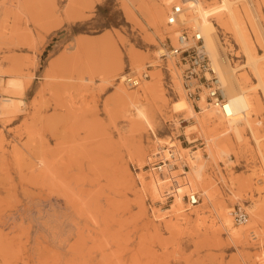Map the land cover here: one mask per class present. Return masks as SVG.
I'll use <instances>...</instances> for the list:
<instances>
[{
	"label": "rangeland",
	"instance_id": "obj_1",
	"mask_svg": "<svg viewBox=\"0 0 264 264\" xmlns=\"http://www.w3.org/2000/svg\"><path fill=\"white\" fill-rule=\"evenodd\" d=\"M17 1L0 0V80L27 82L24 110L0 114V264H264V94L256 88L260 107L249 112L254 134L245 125L241 140L225 134L213 154L198 131L189 134L196 140L187 141L186 126L193 117L173 109L181 96L186 98L180 68L175 57L159 56L160 49L170 50L176 43L177 27L165 23L173 1L184 6L199 2L206 12L219 0ZM254 2L264 20L260 0ZM158 5L164 17L155 26L150 13ZM211 15L204 18L214 22ZM216 33L224 46L231 44L230 62L242 63L230 34L217 25ZM250 37L262 53L254 33ZM130 53L139 56L138 67ZM95 61L100 67L90 68ZM109 65L116 69L114 79L105 76L107 69L105 74L100 70ZM132 71L149 77L129 88L120 75ZM154 82L157 88L137 102L143 115L116 97L118 86L132 93ZM4 92L0 87V98L10 95ZM56 96L64 105L69 101L57 113L52 109ZM47 100L51 102L44 108ZM164 147L188 163L185 170L178 165L167 173L184 181L180 203L173 187L166 190L171 196L151 188L156 175L151 154ZM192 151L204 165L209 197L200 186H186ZM190 191L202 197L187 210L185 194ZM237 204L247 213L243 223L233 218ZM254 206L262 210L261 217L252 213ZM178 208L183 214H176ZM224 214L244 235V246L226 230Z\"/></svg>",
	"mask_w": 264,
	"mask_h": 264
},
{
	"label": "bare ground",
	"instance_id": "obj_2",
	"mask_svg": "<svg viewBox=\"0 0 264 264\" xmlns=\"http://www.w3.org/2000/svg\"><path fill=\"white\" fill-rule=\"evenodd\" d=\"M239 1L240 0H219V4L214 3V4H211L210 6H208V8L205 9L206 12H204V10H202V8L199 6V2H194L191 5L184 6L182 1H173V2H180L182 5L183 12L180 15V19L183 21L184 25H188V27L195 29L203 37V42H204L205 49H206L207 54H208V58L210 61L211 68L218 74L219 78L221 79V82L224 85L225 93L230 99L229 108L226 110V112H223V113H220L217 110H214L212 107L208 106L205 103V101L203 100V98L200 100V103H201V105H200L201 106V110H200L201 113L200 114L196 113V111L193 109L190 102L186 98H184L183 96H181L179 101L174 103V108H173L174 111H176V112L184 111L185 112V118H187V119L193 117V123L191 125H189V127L186 126V128H188L185 131L187 141L191 143L194 140H196V138L190 137L189 134L194 132V131H198L200 134L204 135L205 139L207 140V142L209 144V150L213 154L215 153V150H217V148H219V146H220L218 143V139L225 134L233 133L237 140H241L243 130H244V125L247 126L249 129H251V133L254 134L253 125L251 123V119H250L251 117L249 115V112L251 109L253 111L254 110L257 111V110H259V107H260L261 101H260V98L258 97V95L256 93V88H260L262 91V94H264V20H262V17H261L262 15H260V10L258 9L254 0H244V3H239ZM16 3H19V2L16 0ZM260 6H261V12H262V14H264V0H260ZM123 8H124L125 14L130 19H132L133 18L132 11L129 10V8H127L126 5ZM207 13L212 14L211 17L214 18V22L209 20V19L207 20L206 18H204V16ZM163 17H164L163 7L160 5L155 6L150 13V19H151L152 23L155 26L156 25L158 26V24L160 22H162ZM216 25H217V27L222 28L225 33L230 34V36L234 40V44L239 46L241 56L243 57L242 63L232 64L230 62L229 55L233 54V49L231 47V44L230 45L227 44L226 46H224V44L220 42L218 35L216 33ZM249 25L251 26V29H252L255 37H256L259 48L262 50V53H258L256 51V47L253 45V43L251 41L250 33H251V35L253 33H252ZM173 26L176 27V24H173L169 27L174 28ZM159 30L160 29L158 28V31ZM176 32H177V29H175V30L173 29V33L175 35H176ZM78 41L80 42L79 38H78ZM80 43L78 44V46L80 48L81 47L84 48L83 47L84 45H82V44L80 45ZM82 43H83V41H82ZM173 46L176 47L177 42L175 44H173ZM82 51H83V49H82ZM159 52H160V55H162V54H167L168 56L171 55V52H169V50H166V49H160ZM77 55H79V54H77ZM69 57L71 58V56H69ZM129 58H132V63H134V65H136L137 67L139 66L140 60H139L138 55L136 56V54L132 53ZM75 62H77V61L75 60ZM87 62L88 61H86V63H84L85 64L84 67L86 66V64L88 65ZM52 63H53V61H52ZM92 63L93 62L90 63L89 67L91 65L92 66L96 65L95 64L96 61L94 62V65ZM50 64H51V62H50ZM54 65L56 66V64H54ZM65 65L67 66V63ZM155 65H157V63ZM49 66H51V65H49ZM64 66H63V68H64ZM73 66H74V64H73ZM104 66H102V67L104 68ZM84 67H82V68L87 69V67H85V68ZM95 67H100V66L98 65ZM14 69H16V68H14ZM106 69H107V72H105L106 73L105 74L104 71ZM72 70H74V69L72 68ZM100 70L103 71L105 76L107 75L106 77H108L110 79L115 78L116 69L113 68L111 65H109V67H107V68L105 67V69L100 68ZM52 71H54V70H52ZM78 71H79V69H78ZM78 71H77V74H78ZM83 71H85V70H83ZM47 72H49V71H47ZM51 72H50V74H51ZM52 73H54V72H52ZM62 73H64V71H62ZM79 73H81V72H79ZM60 74H61V71H60ZM82 74H83V72H82ZM123 75H120V76H123ZM57 76H59V74ZM63 76L66 77L65 75H63ZM120 76H118V77H120ZM155 76H156L155 73H152V78H155ZM106 77H103V80L104 79L106 80ZM252 77L255 79V82L252 81ZM78 79L81 80V82H82L86 78L85 77H80V78L78 77ZM75 81H77V80H75ZM81 82L79 83V85L81 84ZM61 83H62V81H61ZM77 83H78V81H77ZM72 84H74V83L72 82ZM26 86H27V82H24V80H21L19 77H10L6 81L0 80L1 89L10 94L9 96H2L0 98V114L2 116L3 115L15 116L17 114H20L24 110L26 103L23 99V93L25 91ZM157 86L158 85H156V83L154 82L150 86H148L147 89H146V87L142 86V87H140V89L138 91L136 90L135 92H132V93L127 92L124 88L118 86L116 88V91H115L116 97L122 103L123 107L128 108L129 106H132V107L138 109L137 102L140 100L143 93L153 92L157 88ZM59 87H57V88H59ZM71 90H73V88ZM44 91H45V89H44ZM6 92H4V93H6ZM62 92L63 91L58 92V94H60V93L62 94ZM55 98H57V96ZM63 98H66V97L63 96ZM53 99L54 98H52V100ZM49 100H47L45 102L46 106L44 108H46L47 105H49V102H51ZM55 100L56 101H54L53 104L51 103L52 106L54 105L52 107L53 111L63 109V107L65 108V105H67L69 102V101H67V102L63 101L64 103L65 102L67 103L64 105L62 103V101H60V100H62L61 98H60V100L58 98ZM65 111H66V109H65ZM71 111L72 110H70V112ZM138 111H139V114L143 115V111L141 109H138ZM44 112H45V110H44ZM57 112L58 111H56V113ZM254 139H255V143H257V145H258L259 140L256 138V136L254 137ZM228 145L230 147H232V144L230 142H228ZM223 146H224V144H222V148H223ZM182 149L186 150V148H184V147H182ZM165 150H166V152H164ZM170 150H171L170 148L168 149V147H164L163 151H162V153H163L162 157L163 158L168 157ZM173 153H174V151H173ZM195 153H196V151H194V153H193V151H192V153L191 152L189 153V159L191 161H193V164L190 166L191 176L187 178L186 186H192V185L200 186V187H202V191L204 193V196L209 197L208 196L209 190L207 188L208 186L203 182L204 165L201 162L200 163L196 162V159H195L196 154ZM156 154H158V151L152 152L151 156L153 158H155ZM223 154H226V152L224 149H221V155H223ZM175 159H176L175 160L176 166L173 167L171 164L166 162V164L164 165V169H163L162 173L158 174L155 172L156 175L151 177L150 183H151V188L158 194H161L164 191H166L168 188L173 187L175 189V190H172L174 192L175 199L177 202L180 203L181 192L179 190L184 187V181H182V180L179 181L178 180L179 178L177 179V177H174L176 175L172 176L174 178L169 177L168 174H169L170 168L176 170L178 168V165L181 167V162H184L185 165H187L188 163L185 162L184 159H182V158L176 157ZM41 161H42V164L44 166H46V167L48 166L45 160H41ZM151 162H152V160H149L150 164H151ZM147 164H148V162H147ZM261 169H262V171H264V154H262ZM172 184H174V185H172ZM163 194H164V196L167 194L170 195L167 191L164 192ZM185 209H187V210L189 209V208H187V205H185ZM254 210H252V213H254L256 216L254 214H252V215H254L255 217H261L260 215L262 213V210L260 208H258V206H254ZM195 211L197 212V210H195ZM182 212L183 211L180 208H178L176 214H178V215L183 214ZM223 221L229 227V229H226V230L227 231L230 230V232L232 233L231 237L234 240V242L244 246L246 243L245 239H244V235L242 234V232L236 233L235 229L232 227L230 216L227 214H224V220ZM257 221H258V218H257ZM250 231H249V234H250ZM251 233H254V231L252 230ZM255 236L256 235L254 233V237ZM3 259H5V258H3Z\"/></svg>",
	"mask_w": 264,
	"mask_h": 264
},
{
	"label": "built area",
	"instance_id": "obj_3",
	"mask_svg": "<svg viewBox=\"0 0 264 264\" xmlns=\"http://www.w3.org/2000/svg\"><path fill=\"white\" fill-rule=\"evenodd\" d=\"M183 9L180 2H172L165 15V23L167 26L176 24V42L177 46H171L169 52L170 56L176 58V64L180 68L181 86L185 97L191 101L193 108L201 110L199 104L203 98L205 103L217 110L220 113L226 112L230 105V99L225 93V88L218 74L211 68L207 51L203 42L201 34L193 28L184 25L180 19ZM163 58L168 57L167 54L160 55ZM146 67H150L147 64ZM146 72L139 74L133 72H126L122 76L123 83L129 88L138 87L142 80L148 78ZM158 154L155 155V160L152 162V169L156 173H162L164 165L167 163L173 167L176 166L175 154L170 150L168 157L163 158L162 152L157 150ZM163 151V149H162ZM149 167V165H148ZM182 169H186L188 165L181 162ZM167 196H171L168 195ZM202 193L190 191L185 194V205L187 208L198 204L201 201ZM150 206V205H149ZM234 220L238 223H243L247 219V213L239 204L236 205L233 211ZM251 238L254 233H251Z\"/></svg>",
	"mask_w": 264,
	"mask_h": 264
}]
</instances>
